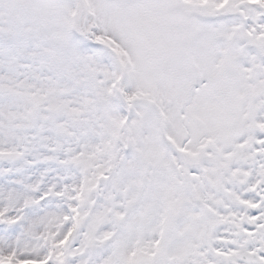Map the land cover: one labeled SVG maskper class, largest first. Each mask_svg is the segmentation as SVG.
Here are the masks:
<instances>
[{"label": "snow or ice", "instance_id": "snow-or-ice-1", "mask_svg": "<svg viewBox=\"0 0 264 264\" xmlns=\"http://www.w3.org/2000/svg\"><path fill=\"white\" fill-rule=\"evenodd\" d=\"M0 264H264V0H0Z\"/></svg>", "mask_w": 264, "mask_h": 264}]
</instances>
